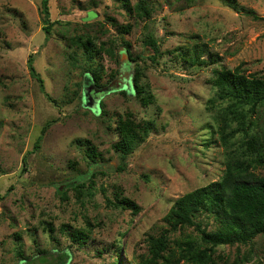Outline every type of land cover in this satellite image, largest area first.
Instances as JSON below:
<instances>
[{"label": "rangeland", "instance_id": "rangeland-1", "mask_svg": "<svg viewBox=\"0 0 264 264\" xmlns=\"http://www.w3.org/2000/svg\"><path fill=\"white\" fill-rule=\"evenodd\" d=\"M41 2L0 0V264L109 263L120 237L128 264L147 252L149 235L166 228L178 197L221 178L226 154L215 133V110L207 107L216 94L211 79L222 67L264 77V0H236L237 10L221 0H149V18L128 13L117 0H49V35ZM129 24V33L119 30ZM85 34L107 47L116 44L121 62L103 53L102 83L117 70L111 83L120 79L124 89L131 88L134 64L120 42L131 43L132 54L143 56L151 104L116 91L101 100L106 114L85 106V56L74 40ZM149 36L160 46L156 59ZM197 42L209 53L202 65L190 66L181 47ZM30 57L56 102L32 77ZM131 113L136 122L153 120L155 126L122 159L114 148L118 122ZM48 121L53 124L37 148ZM85 150L94 151L96 163ZM117 193L141 210L114 208L108 199ZM63 225L88 227L91 238L72 244ZM188 233L196 234L186 227L170 237ZM215 260L264 264V235L248 245L218 246Z\"/></svg>", "mask_w": 264, "mask_h": 264}, {"label": "trees", "instance_id": "trees-1", "mask_svg": "<svg viewBox=\"0 0 264 264\" xmlns=\"http://www.w3.org/2000/svg\"><path fill=\"white\" fill-rule=\"evenodd\" d=\"M117 1L128 13L137 14L142 18H149L151 15L149 0H138L134 5L130 0ZM221 1L235 10L238 9L236 0ZM41 14L43 28L49 35L51 28L49 0H42ZM250 14L258 18L254 13ZM131 28L129 24L119 30L122 33H129ZM74 40L76 43L80 41L85 56L83 59L85 79L80 87L85 86V80L88 78L96 89H103L117 78L120 72L116 70L110 74L106 83H102L105 73V65L101 61L103 53H108L115 62H121L116 44L107 47L109 42L98 43L88 34L78 35ZM146 42L154 51L151 59H156L160 51L157 40L149 36ZM120 44L129 53L134 70L131 91L127 89L116 91L125 96L131 93L141 105L147 106L153 102L154 95L145 82L146 68L140 63L143 56L132 54L129 41L122 40ZM181 52L184 62L188 65L200 66L204 62L202 57L209 53V49L206 44L197 42L189 47H181ZM33 62L34 57H30L29 68L32 77L39 82L40 89L46 97L56 102L45 92L44 81ZM211 83L216 94L209 100L207 107L215 110L214 120L217 126L215 133L225 148L224 172L219 180L178 197L165 217L166 228L159 235H149L147 252L141 254L135 261L129 260L128 264H218L215 260L218 246L248 245L259 235H264V77L257 73H246L241 67L234 69L222 67L215 69ZM82 99L84 100V95ZM97 109L106 114L102 101L99 102ZM119 119V141L114 148L122 159H127L148 138L155 125L153 120H145L142 124L136 122L132 113L125 117L120 116ZM52 124L53 121H48L42 128L37 139V148ZM76 141L82 143L81 139ZM87 146L88 149L94 150L90 142ZM85 151L90 162L96 163L94 151L93 153ZM108 202L114 208L128 209L135 214L141 210L134 199L122 193H117L116 197L113 200L108 199ZM88 224L91 225L89 222ZM186 227H191L196 234L188 233L173 239L170 237L172 233ZM62 229L69 235L72 244L78 246H83L91 238L92 232L88 227L69 229V225H63ZM112 247H115L117 254L111 262L104 264H125L120 255L122 238L113 243ZM65 254L68 256L67 252ZM19 256H22V251L19 252Z\"/></svg>", "mask_w": 264, "mask_h": 264}, {"label": "water", "instance_id": "water-1", "mask_svg": "<svg viewBox=\"0 0 264 264\" xmlns=\"http://www.w3.org/2000/svg\"><path fill=\"white\" fill-rule=\"evenodd\" d=\"M120 81L121 80L118 79L117 81H115L116 83H114V84L111 83L110 85L106 86L103 89H96L91 84L90 80L88 78H86L85 86H84V92H83L85 106L96 110L98 108L99 102L101 101V99L105 95H107V94H109L111 92H114L116 90H119V89H124L125 83L119 84ZM129 87H130V85H127L125 88L130 92L131 88H129ZM92 90H93V93H92ZM93 102H96L97 106H96V104H93Z\"/></svg>", "mask_w": 264, "mask_h": 264}, {"label": "flooded vegetation", "instance_id": "flooded-vegetation-1", "mask_svg": "<svg viewBox=\"0 0 264 264\" xmlns=\"http://www.w3.org/2000/svg\"><path fill=\"white\" fill-rule=\"evenodd\" d=\"M92 93H93V91H92Z\"/></svg>", "mask_w": 264, "mask_h": 264}]
</instances>
